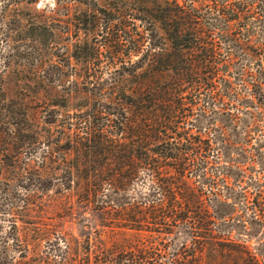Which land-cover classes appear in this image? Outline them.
Returning a JSON list of instances; mask_svg holds the SVG:
<instances>
[{
	"label": "trees",
	"instance_id": "obj_1",
	"mask_svg": "<svg viewBox=\"0 0 264 264\" xmlns=\"http://www.w3.org/2000/svg\"><path fill=\"white\" fill-rule=\"evenodd\" d=\"M34 1L0 0V180L26 173L37 135L21 91L8 95L9 74L17 90L27 76L11 57L40 43L39 181L85 237L60 264H264V0H139L147 38L116 79L57 69L59 6L33 22L22 5ZM63 2L84 5L85 26L89 1ZM26 208H3L9 229Z\"/></svg>",
	"mask_w": 264,
	"mask_h": 264
},
{
	"label": "rangeland",
	"instance_id": "obj_2",
	"mask_svg": "<svg viewBox=\"0 0 264 264\" xmlns=\"http://www.w3.org/2000/svg\"><path fill=\"white\" fill-rule=\"evenodd\" d=\"M63 1L57 4V0H35L34 3L22 5L31 16L39 14V19L35 16L32 19L33 22L39 21L41 14L47 15L43 12L46 7L57 8L59 6L57 19L55 18L51 24L55 38L58 40L52 53L58 55V58L50 60L57 62L52 63L57 69L63 72H73L86 67L101 78H107V75L111 74L115 79L117 74L114 71L124 72L133 69L139 55L137 52L140 48L139 33L143 35L144 41L147 38V34H144V27L138 20V9L141 5L139 0H88L89 12L87 14L91 16L86 15L85 26L78 19L80 12L85 10L84 5L78 2L68 4ZM29 24L30 21L24 23L25 26H30ZM85 41L88 42L86 49L83 48ZM25 44L28 46L32 42L28 40ZM37 48L38 52H32L29 49L21 59L11 57L13 62H11L12 68L9 71L15 69L16 60H20L19 63L24 65L23 72L27 75L23 80L24 85L17 90L16 85L21 84H17L14 73H10L6 81L10 98L17 99L21 91L19 96L30 121L28 126L31 125L33 129H36L37 135L35 138H30L29 142L32 141V144L26 146L20 155L22 166L27 165L26 173L20 171V177L9 175L7 179L0 180V188H2V193H0V207H2L0 210V264H60L64 256V244L70 243L71 251L66 256V260L70 261L75 259L72 255L74 248L78 246L77 242L85 239L84 236L78 235L79 227L69 219L71 216L60 217L58 210L54 209L50 201L55 196V188H51L52 191L47 193L42 192L41 187L46 183L39 181V118L43 113V103L46 102L39 100L43 99L42 96L39 98V69L41 68L39 58L42 57L43 51L40 43ZM143 48L145 49V46ZM72 53L88 56V63L81 64L71 58L69 64H66L65 57ZM127 83L132 84V81ZM67 89V85L56 89L59 97L57 101L64 107L55 109L60 111L63 118L67 110H71V101L67 102L63 99L68 96ZM73 102L76 103V100ZM27 140L28 138L25 142ZM24 204L27 205L26 209L16 211L17 229L15 231L9 229L6 221L7 214H4L3 208L5 207V210L10 207L18 208ZM84 225L81 222V226L85 227ZM16 239L19 242H16ZM19 253H22L25 258L19 259Z\"/></svg>",
	"mask_w": 264,
	"mask_h": 264
}]
</instances>
